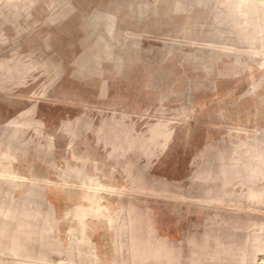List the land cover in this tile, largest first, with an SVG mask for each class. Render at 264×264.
Segmentation results:
<instances>
[{
  "label": "rangeland",
  "instance_id": "1",
  "mask_svg": "<svg viewBox=\"0 0 264 264\" xmlns=\"http://www.w3.org/2000/svg\"><path fill=\"white\" fill-rule=\"evenodd\" d=\"M9 163L109 182L99 264H264V0H0Z\"/></svg>",
  "mask_w": 264,
  "mask_h": 264
},
{
  "label": "crops",
  "instance_id": "2",
  "mask_svg": "<svg viewBox=\"0 0 264 264\" xmlns=\"http://www.w3.org/2000/svg\"><path fill=\"white\" fill-rule=\"evenodd\" d=\"M12 165L0 171L2 225H7L0 229L5 247L0 255L6 264H99L103 247L94 228L109 225V182L96 181L90 169ZM56 226H64L66 234Z\"/></svg>",
  "mask_w": 264,
  "mask_h": 264
}]
</instances>
